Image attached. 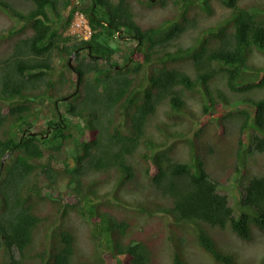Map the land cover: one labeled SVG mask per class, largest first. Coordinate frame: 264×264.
<instances>
[{
    "label": "trees",
    "instance_id": "obj_1",
    "mask_svg": "<svg viewBox=\"0 0 264 264\" xmlns=\"http://www.w3.org/2000/svg\"><path fill=\"white\" fill-rule=\"evenodd\" d=\"M139 1L150 7L172 4L178 16L143 28L136 21L133 0H22L29 7L25 11L11 0H0L1 10L25 24L19 31H31L0 60V248L10 256L4 264H151L149 245L118 237L127 235L129 222L97 214L94 198H101L93 186L102 182L98 173H105L107 181L114 171L122 172L121 184L146 174L164 199L147 212L172 218V225L203 222L223 231L230 228L243 241L253 240L255 228L264 231V175L246 179L235 209L203 160L182 162L148 136L159 108L169 101L173 109L182 110L187 92L199 85L207 99L205 116L230 106L221 79L245 106L229 115L239 123L238 164L249 167L251 157L264 153V66L252 61L256 52L264 57V0L246 6L241 0H220L231 17L203 28L186 48L174 44L198 28L199 17L190 16L196 1ZM200 1L202 9L212 12L214 0ZM78 11L89 21L88 40L60 31L69 28ZM12 34L2 31L0 39L10 40ZM126 42L135 43L128 54V48L121 53L125 65H120L114 57L119 44ZM73 55L74 70L69 65ZM58 59L64 61V70L57 76ZM182 62L190 63L194 77L177 68ZM153 63L157 66L146 80L137 82ZM256 91L263 97L254 99ZM44 97L46 105L41 104ZM59 104H64L65 114ZM144 143L147 150L141 149ZM189 145L198 152L194 142ZM53 200L63 216L80 211L89 221L92 260H76V237L70 231L59 234L63 247L30 254L42 221L37 205ZM199 243L216 263L238 264L207 234H200ZM173 261L188 264L178 255Z\"/></svg>",
    "mask_w": 264,
    "mask_h": 264
},
{
    "label": "rangeland",
    "instance_id": "obj_2",
    "mask_svg": "<svg viewBox=\"0 0 264 264\" xmlns=\"http://www.w3.org/2000/svg\"><path fill=\"white\" fill-rule=\"evenodd\" d=\"M195 1L190 16L197 15L199 17V26L195 30L188 31L176 41L175 48L190 46L203 28L231 17V11L220 0L211 1L212 12L202 9L203 2L200 0ZM11 2L22 11L29 8L22 0H11ZM257 2L259 0H241L240 4L246 6ZM132 6L136 21L143 28L161 26L168 20H175L179 13L172 4L165 8L159 4L150 7L145 2L133 0ZM88 22L85 15L78 11L69 28L60 31L64 32V35H72L78 40H88L92 35ZM23 28H25V24L13 19L0 9V32L13 33V38L10 40L0 39V60L13 52L19 40L31 35L29 30H26L25 33L19 31ZM134 43H120L114 60L120 65H125L121 53L125 54L126 48H128V54L134 47ZM73 60L75 61L76 57ZM252 61L264 66V57L257 52ZM55 65L58 76L64 70V61L58 59ZM154 66H157V63L146 66L144 72L138 76L137 82L145 81L147 72L151 71ZM176 66L188 71L194 77L189 62H182ZM219 81L220 88L225 90L232 103L230 106L212 110L209 116H205L203 108L207 99L203 86L199 85L196 91L187 92L188 104L182 110L173 109L169 101L162 105L157 116L150 121L148 136L154 141V145L159 144L162 150L173 152L174 156L182 162L195 163L199 161L198 159L203 160L205 170L221 181L222 192L231 197L233 206L238 209L242 186L245 185L246 179L253 175H264V153L251 157L249 167L243 163L238 164L236 150L239 123L229 115L245 109V106L242 107L239 101H235V95L225 89L223 80ZM252 97L258 99L263 97V94L261 91H256ZM47 103L48 98L44 97L41 104L46 105ZM59 108L65 114L64 104H59ZM221 130L225 133H220ZM247 141L252 144L251 139L248 138ZM192 142L197 146V153H194L190 148L189 144ZM141 149L147 150L145 143ZM237 164L239 165L238 170H236ZM121 175L124 176L122 172L114 171L107 181H103L107 175L105 173L96 174L98 179H102L100 184L93 186L94 193L101 198L100 200L94 198L98 203L96 212L102 216L108 214L118 220L129 222L130 228L127 235H124L123 238L120 235L118 237L124 242L133 240L149 245L154 253L151 264H174L173 260L176 255L182 257L188 264H218L201 248L199 243L201 233L213 238L219 248L231 255L238 264H262L264 231L255 228L253 240L243 241L230 228L223 231L203 222L172 225L174 222L172 218L157 212L153 215L147 212L156 209L164 199L152 186L146 174H142L139 180H130L124 184L120 182ZM62 189L66 190V183L62 185ZM56 203L55 200L38 203L36 212L42 221L35 230L34 243L29 249L30 254L41 252L46 247L53 246V250H57V246L63 247L59 234L63 231H70L76 237V260L85 259V256L88 258L87 260H92V256L88 254L94 247L89 221L79 213L80 211H69L67 215L63 216V211H60L61 206ZM77 206L79 208L80 204ZM236 212L239 214L240 211L236 210ZM14 254L17 259L20 257L18 252ZM8 261H10L8 252L0 248V264Z\"/></svg>",
    "mask_w": 264,
    "mask_h": 264
},
{
    "label": "water",
    "instance_id": "obj_3",
    "mask_svg": "<svg viewBox=\"0 0 264 264\" xmlns=\"http://www.w3.org/2000/svg\"><path fill=\"white\" fill-rule=\"evenodd\" d=\"M152 2H156L157 0H151ZM75 58V55H73L71 58H70V60H69V65L71 66V68L74 70L75 68H74V66L72 65V63H73V59ZM117 69H120L119 67H117ZM79 86H80V80L78 81V85H77V91L79 90ZM77 91H76V93H77ZM75 93V94H76ZM71 97H73V96H69V97H66L65 99H64V101H68ZM58 104V103H57ZM4 162H5V160H4Z\"/></svg>",
    "mask_w": 264,
    "mask_h": 264
},
{
    "label": "clouds",
    "instance_id": "obj_4",
    "mask_svg": "<svg viewBox=\"0 0 264 264\" xmlns=\"http://www.w3.org/2000/svg\"><path fill=\"white\" fill-rule=\"evenodd\" d=\"M151 1V0H150ZM88 24H89V22H88ZM89 27H90V25H89ZM91 28V27H90ZM91 38V37H90Z\"/></svg>",
    "mask_w": 264,
    "mask_h": 264
},
{
    "label": "built area",
    "instance_id": "obj_5",
    "mask_svg": "<svg viewBox=\"0 0 264 264\" xmlns=\"http://www.w3.org/2000/svg\"><path fill=\"white\" fill-rule=\"evenodd\" d=\"M87 26H88V24H87ZM87 26H86V27H87ZM88 27H89V26H88Z\"/></svg>",
    "mask_w": 264,
    "mask_h": 264
}]
</instances>
